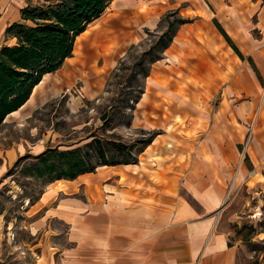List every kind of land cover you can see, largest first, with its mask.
Wrapping results in <instances>:
<instances>
[{"label": "crops", "instance_id": "crops-1", "mask_svg": "<svg viewBox=\"0 0 264 264\" xmlns=\"http://www.w3.org/2000/svg\"><path fill=\"white\" fill-rule=\"evenodd\" d=\"M44 1L0 0V50L16 43L6 32L22 20V9ZM167 10L189 21L178 25L163 53L173 66L151 72L149 85L190 87L182 105L197 109L188 112L202 125L194 126L199 141L172 148L159 135L136 163L57 179L34 200L23 198L19 216L6 223L12 234L19 230L11 226L20 225L21 247L35 256L33 264H245L244 243L223 209L230 183L264 179V0H111L77 37L84 38L82 53L75 55L74 46L63 68L73 59L74 66L47 73L4 122L30 117L50 76L65 70L59 76L73 81L97 56L109 69ZM217 97L219 109L208 111ZM169 99L178 106L175 96ZM28 152L22 142L0 148V191L16 196L11 168Z\"/></svg>", "mask_w": 264, "mask_h": 264}, {"label": "rangeland", "instance_id": "rangeland-1", "mask_svg": "<svg viewBox=\"0 0 264 264\" xmlns=\"http://www.w3.org/2000/svg\"><path fill=\"white\" fill-rule=\"evenodd\" d=\"M181 17L178 10L162 13L151 26L141 29L142 38L126 46L122 58L120 56L113 61V66L109 69L106 64L104 67L100 65L101 61L97 56L95 64L86 68L84 65L85 69L80 77L73 81L66 82L65 76H59L65 75V70L57 76H50L42 90L36 93L37 100L35 98L34 104L27 110L31 113L30 117H9L2 124L0 148L22 142L29 152L20 157L11 168L13 182L9 184L14 187L16 196L8 193L5 188L0 191V215H3L0 218V264L34 262L35 256L29 257L21 247L23 236L20 225L11 226L12 230H19L12 234L8 233L11 230H8L6 222H13L19 216L23 198L34 200L53 180L47 176L35 177L25 171L33 166V156L39 155L36 153L39 149L84 147L92 139L89 136L95 134L103 139L111 136L126 147L123 156L132 151V155L139 161V155L159 135L172 148H182L183 144H187L191 149L199 141L198 127L202 125L197 124L193 115L188 112L197 109L182 105L184 100L188 101L190 87L149 85L151 72L164 70L170 64L163 57L160 36L167 30L169 22H176ZM178 25L179 23L175 25V30ZM158 56L160 59L151 61ZM176 66L181 67L182 64L176 63ZM65 68L66 66H62L61 69ZM145 71L148 76L144 75ZM178 72V78L182 82L183 75ZM140 87H143L144 93L138 103H133L132 98L139 94ZM130 92L131 95L128 94ZM171 96H175L179 102L178 108L167 100ZM215 100V105L208 107V111L219 109V98ZM134 105L133 109L130 108ZM104 116H107L106 120L103 119ZM196 125L197 128L194 127ZM37 145H40L39 148H36ZM239 151L241 154L245 153V142L240 145ZM131 161L134 162L133 159ZM230 175L232 179L234 173L230 172ZM261 179L255 185L241 182L233 186L230 183L227 188V204L223 209L225 217L231 221L229 227L235 237L244 243L242 258L245 264H264V179Z\"/></svg>", "mask_w": 264, "mask_h": 264}, {"label": "trees", "instance_id": "trees-1", "mask_svg": "<svg viewBox=\"0 0 264 264\" xmlns=\"http://www.w3.org/2000/svg\"><path fill=\"white\" fill-rule=\"evenodd\" d=\"M110 2L45 0L40 5H28L22 9V20L13 23L6 32L9 37L16 39V43L5 45L0 50V127L9 114L29 100L33 89L47 73L59 70L66 59L73 56L77 37L105 12ZM188 21L181 17L176 22H169L167 30L159 39L162 52L173 40L175 25ZM158 59L159 56L151 61ZM144 75L148 76V73L145 71ZM143 93V87H140L139 94L132 98L133 103H138ZM128 94L131 95V92ZM133 107L135 105L130 106ZM106 118L103 117L104 120ZM89 138L92 139L84 147L46 148L33 156V166L25 171L35 177L47 176L53 179L51 181L72 180L79 175L95 172L98 167L138 161L132 151L123 156L126 147L111 136L103 139L91 134Z\"/></svg>", "mask_w": 264, "mask_h": 264}, {"label": "bare ground", "instance_id": "bare-ground-1", "mask_svg": "<svg viewBox=\"0 0 264 264\" xmlns=\"http://www.w3.org/2000/svg\"><path fill=\"white\" fill-rule=\"evenodd\" d=\"M83 40H84V38H80V39H78L77 41H76V45H75V55H78V54H81L82 53V49H83ZM75 62V59H73V60H68V65L66 64L65 66H66V68L65 69H69V66L70 67H73L74 65H73V63ZM167 100H169L170 102H172V103H174V101L172 100V99H167ZM177 108L179 107V105L178 106H176ZM179 117V116H178Z\"/></svg>", "mask_w": 264, "mask_h": 264}]
</instances>
